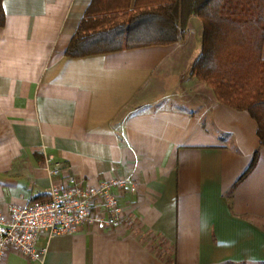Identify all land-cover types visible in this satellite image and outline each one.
<instances>
[{"label": "crops", "instance_id": "crops-1", "mask_svg": "<svg viewBox=\"0 0 264 264\" xmlns=\"http://www.w3.org/2000/svg\"><path fill=\"white\" fill-rule=\"evenodd\" d=\"M91 2L2 1L0 214L47 200V167L91 187L124 178L120 223L52 238L43 264H264V148L250 115L191 75L201 22L173 44L68 58ZM0 264L38 263L7 249Z\"/></svg>", "mask_w": 264, "mask_h": 264}, {"label": "trees", "instance_id": "trees-1", "mask_svg": "<svg viewBox=\"0 0 264 264\" xmlns=\"http://www.w3.org/2000/svg\"><path fill=\"white\" fill-rule=\"evenodd\" d=\"M0 0V27L4 13ZM92 0L65 51L83 58L155 45H169L185 37L194 15L202 24V45L191 75L213 92L218 103L245 111L257 124L264 148V0H174L146 4L138 14L127 6H98ZM142 4L135 2L134 8ZM156 7V8H154ZM137 13V11H136ZM157 27L144 34L143 26ZM257 160V153L247 172Z\"/></svg>", "mask_w": 264, "mask_h": 264}, {"label": "built area", "instance_id": "built-area-1", "mask_svg": "<svg viewBox=\"0 0 264 264\" xmlns=\"http://www.w3.org/2000/svg\"><path fill=\"white\" fill-rule=\"evenodd\" d=\"M47 169L51 177L58 178L47 200L12 207L7 217L0 214V254L14 249L27 260L43 264L52 238L74 234L87 224L106 229L120 223L122 209L112 189L125 188L129 184L126 179L113 178L91 187L74 176L61 177L58 168ZM95 209L105 216L96 215ZM41 236L45 242L38 246Z\"/></svg>", "mask_w": 264, "mask_h": 264}]
</instances>
